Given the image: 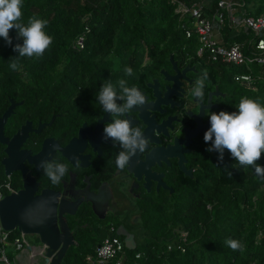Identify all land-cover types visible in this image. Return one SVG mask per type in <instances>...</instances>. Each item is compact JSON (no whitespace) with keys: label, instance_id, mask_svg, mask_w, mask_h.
Returning <instances> with one entry per match:
<instances>
[{"label":"trees","instance_id":"16d2710c","mask_svg":"<svg viewBox=\"0 0 264 264\" xmlns=\"http://www.w3.org/2000/svg\"><path fill=\"white\" fill-rule=\"evenodd\" d=\"M219 1L23 0L25 22L33 15L47 19L46 32L53 42L42 57L20 58L21 67L13 70L10 58L19 55L13 47L22 40L16 39L15 29L10 30L12 46L0 38V117L12 99L23 101L9 117L5 134L12 136L27 120L36 126L54 118L52 125H56L78 114L80 120L72 122L76 130L90 110L98 111L96 93L106 80L123 78L130 85L143 86L166 66L171 53L209 66L210 76L221 87L232 90L239 84L234 74L244 68L200 57L198 37H187L192 17L177 11L179 4L191 7L200 2L213 14ZM234 3L241 10L238 15L264 16V0ZM225 13L224 23H216L225 43L248 38L255 44L259 37L237 29ZM81 35L86 39L84 48L76 45ZM250 49L247 43V54ZM126 66L134 70L133 76H125ZM240 89L244 94L235 96L237 102L247 96L264 104V82L258 91ZM4 147L0 143V186L7 180L2 164ZM218 157V152L207 151L197 179L181 181L168 197L139 203V217L133 225L134 246L126 245L123 264H264V177L252 166L242 168L227 149L223 161ZM257 163L264 166V155ZM13 185L19 188L22 181L14 178ZM84 207L69 221L77 244L69 248L62 264H93L87 255L109 235L120 236L126 244L128 235L117 231L114 219L99 220L108 224L106 230L97 231L96 220ZM114 226L116 230H112ZM183 232L186 238L180 240ZM17 234L12 232L11 239ZM228 239L239 240L244 250L233 251L226 244ZM9 256H14L12 251Z\"/></svg>","mask_w":264,"mask_h":264},{"label":"flooded vegetation","instance_id":"af4514ba","mask_svg":"<svg viewBox=\"0 0 264 264\" xmlns=\"http://www.w3.org/2000/svg\"><path fill=\"white\" fill-rule=\"evenodd\" d=\"M203 69H207L210 83L206 84L204 100L200 101L191 95V90ZM209 70V66L195 62L191 57L171 53L166 66L153 73L143 86H138L146 103L143 107L133 109L125 118H129L134 126L143 129L145 136L149 138V145L145 151L137 152L124 169L118 168L115 163L121 151L119 144L111 139H104V126L112 118L109 113H104L99 103H96L99 106L98 111L90 110L86 119L77 124L76 130L72 122L80 120L78 114L68 118L69 121L63 118L56 125L46 124L40 132L30 133L22 148L31 150L32 155L41 151L46 139L55 140L54 144L50 142L53 150L47 156L50 158L40 160L39 165L41 161H50L68 166V173L60 183L54 184L41 167L36 168L27 159L24 161L31 171L30 178L38 182L40 190H65L61 194L63 200L79 202L75 213L64 214V221L71 232L69 221L85 206L89 217L96 220L97 231L106 230L108 224L99 220L111 218L115 220L112 222L118 223L119 233L132 234L133 227L121 228L125 219L119 218L117 208L114 207L115 204L123 203V196L130 195L134 199L133 209L138 213L141 201L168 197L176 192L181 181L197 179L201 169L200 161L205 156L206 149L211 146L210 142L205 143L203 139L204 133L211 126L206 112L236 111L239 102L235 96L244 94L240 89L243 85L240 83V87L233 86L232 90L221 87L210 76ZM169 89L171 91L167 94ZM39 124H33V127L37 128ZM73 140L75 142L72 146L65 149ZM74 157L80 158L79 165ZM10 176L12 183L14 178L22 181L18 189L23 187L26 179L21 172H14ZM137 220L130 224L133 226ZM112 230H116L115 226Z\"/></svg>","mask_w":264,"mask_h":264},{"label":"clouds","instance_id":"9594fccd","mask_svg":"<svg viewBox=\"0 0 264 264\" xmlns=\"http://www.w3.org/2000/svg\"><path fill=\"white\" fill-rule=\"evenodd\" d=\"M22 7L23 0H0V38L12 46L10 30L15 29L16 39L22 40V43H16L13 47V51L19 54L10 58L9 66L13 70L21 67L20 58L42 57L53 42V37L46 32L49 21L33 15L25 22ZM123 71L125 76L134 75V70L129 66ZM207 83H210L208 71L203 69L194 82L191 95L203 101ZM96 99L104 113L111 115V122L106 123L103 129L104 139L119 144L121 151L115 163L118 168L124 169L137 152L145 151L149 145V138L143 129L125 118L133 109L145 105V96L137 85H130L126 79L121 78L116 82L106 80L96 93ZM236 109L233 112H206L211 125L203 137L205 143L211 144L206 151L218 152V159L223 161L227 149L242 168L252 166L258 176L264 177V166L257 163L264 155V104L258 99L241 97ZM74 159L79 165L80 158ZM40 167L54 184L60 183L68 173V166L64 163L41 161ZM226 244L233 251L244 250L239 240L228 239Z\"/></svg>","mask_w":264,"mask_h":264},{"label":"built area","instance_id":"2783aa9c","mask_svg":"<svg viewBox=\"0 0 264 264\" xmlns=\"http://www.w3.org/2000/svg\"><path fill=\"white\" fill-rule=\"evenodd\" d=\"M177 11L192 17L190 27L186 30L187 37L196 35L199 41L197 53L200 57L207 56L214 62L226 63L236 67L244 68V71L234 74V79L251 91H258L264 82V16L239 14L241 10L235 5L234 0H220L215 13H208L200 2L191 7L179 4ZM225 11L231 19L232 25L240 31L249 30L258 36V40L246 39L243 42L233 41L225 43L220 25L224 23ZM219 23L220 25H217ZM85 36L81 35L76 42L80 48L85 46ZM249 43L250 54L245 51ZM252 46H251V45ZM21 189V188H20ZM20 189L12 183L11 176L0 186V201L7 195ZM18 234L11 239L12 232ZM6 230L0 222V261L5 264H50L45 256V245L35 246L28 239V234L19 230ZM187 233L180 235V240L186 238ZM185 251L184 248H182ZM12 251L14 256H9ZM126 244L118 236H106L96 247L93 254L87 255V261L93 264H123L126 258ZM137 256H140L138 254ZM45 259L46 263H43ZM42 261V262H41Z\"/></svg>","mask_w":264,"mask_h":264},{"label":"water","instance_id":"95a60500","mask_svg":"<svg viewBox=\"0 0 264 264\" xmlns=\"http://www.w3.org/2000/svg\"><path fill=\"white\" fill-rule=\"evenodd\" d=\"M174 65L175 67L177 66L175 62ZM170 91L169 89L167 94ZM22 103L23 101L15 102L12 99V104L0 117V143L6 146V155L2 159L5 175L21 172L23 178L26 179L19 191L5 196L0 201V222L6 230H19L28 235H36L40 243L46 246L45 256L48 262L50 264H62V260L69 248L77 244L67 222L64 221L66 219L64 214L75 213L79 202L63 200L61 194L65 190L64 192L50 188L40 190L38 182L34 178H30L31 171H29V167L25 165L24 161L27 159L30 164L39 168L40 160L50 158L47 157L52 150L50 142L54 144L55 140L52 138L46 139L41 151L35 155L31 154V150L23 149L22 146L29 138L31 132H40L46 124H52L54 118L49 123H40L37 128H34L33 122L28 120L10 138L5 134L6 123L15 111L16 106ZM82 131L83 128L80 130L81 135ZM74 142L75 140L65 149L71 147ZM158 155L160 154L158 153ZM182 167L185 169L184 166ZM187 173H191V171H187ZM126 245L128 247L134 246V237L132 235L126 237Z\"/></svg>","mask_w":264,"mask_h":264},{"label":"rangeland","instance_id":"374dc122","mask_svg":"<svg viewBox=\"0 0 264 264\" xmlns=\"http://www.w3.org/2000/svg\"><path fill=\"white\" fill-rule=\"evenodd\" d=\"M122 201H123L122 204H124V202H126V203L124 205H122V204H120V205L115 204L114 205V207L117 208V214L119 215V218H121L122 220L125 219V222L123 223V226L121 228L125 229L126 227H129V226L132 228L133 226L130 224V222L138 219V217H139V214L135 213L136 211H135V209H133L134 199H132V197L130 195H125V196H123ZM125 205H127V206H125ZM131 233L132 234H129V235H132L133 237H135L134 229L131 230ZM102 238H104V237H102ZM28 239L35 246H38L40 244V241L36 235H28Z\"/></svg>","mask_w":264,"mask_h":264},{"label":"crops","instance_id":"0c3cea01","mask_svg":"<svg viewBox=\"0 0 264 264\" xmlns=\"http://www.w3.org/2000/svg\"><path fill=\"white\" fill-rule=\"evenodd\" d=\"M39 239V238H38ZM39 245H41V243L39 244ZM46 261H45V259L43 260V263H45Z\"/></svg>","mask_w":264,"mask_h":264}]
</instances>
